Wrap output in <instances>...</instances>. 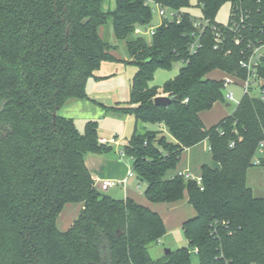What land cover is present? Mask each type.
<instances>
[{
    "label": "trees",
    "instance_id": "1",
    "mask_svg": "<svg viewBox=\"0 0 264 264\" xmlns=\"http://www.w3.org/2000/svg\"><path fill=\"white\" fill-rule=\"evenodd\" d=\"M147 1L114 0V10L104 11L103 0H0V264H193L194 249L196 264H264V195L246 184L264 140V101L243 94L233 112L208 129L199 117L224 98L223 80L209 78L211 71L245 77L238 62L249 55V44L264 42V0H196L210 24L194 53L189 46L199 29L186 12L190 0H152L174 16L163 19L148 42L128 39L151 23ZM226 3L244 16L237 35L215 22ZM108 20L137 67L129 100L107 107L134 116L122 150L145 183L148 202H177L186 192L194 212L182 223L187 245L157 259L148 249L166 234L161 216L97 189L85 159L110 146L98 143L95 121L81 133L61 114L87 98L86 82L101 62L115 59L114 47L98 34ZM212 27L222 39L216 49ZM177 61L182 67L161 92L150 86L156 69ZM258 76L264 78V61ZM158 96L171 103L155 106ZM148 124L163 130H147ZM204 140L219 167L203 165L200 184L169 177L182 152ZM66 204L81 210L60 231L56 220Z\"/></svg>",
    "mask_w": 264,
    "mask_h": 264
},
{
    "label": "rangeland",
    "instance_id": "2",
    "mask_svg": "<svg viewBox=\"0 0 264 264\" xmlns=\"http://www.w3.org/2000/svg\"><path fill=\"white\" fill-rule=\"evenodd\" d=\"M191 6L187 9V13L195 20L202 18L201 11L196 5V0H190ZM115 8L114 0H103L102 9L104 11H113ZM231 11L230 3L224 4L215 15V22L225 25L228 22ZM167 19H169L167 17ZM161 17L157 12H152V20L146 27L140 26L141 32L145 28L157 27L161 23ZM98 34L102 40L114 47L111 54L115 57L114 60H104L101 62L99 68L94 75L89 77L86 86V97L82 100L69 104V106L61 110V114L73 120L76 129L79 132H84L85 125L88 121H95L97 123V137L109 139L114 134L121 137L123 145L129 140L133 133L135 119L132 114L110 111L107 107L115 105H124L130 98V81L135 74L137 67L130 63L125 40H118L113 32L111 20H108L105 25L98 29ZM128 39H141L148 42L150 38L145 35L131 34ZM182 67V63L172 62L168 69L158 68L153 74L150 81V86H155L161 92V87L168 80L173 79ZM209 76L217 80H226L230 82L226 84L223 91L224 98L222 101L216 102L208 110L200 112V117L205 125V128H210L211 125L221 120L223 116L230 115L236 108L237 104L243 96V89L241 81L231 77L219 70H213ZM231 92L233 99L225 98V94ZM254 94H256L254 92ZM147 130H158L160 126L144 125ZM139 127V125H138ZM141 127V126H140ZM140 130V129H139ZM142 130V129H141ZM163 130V129H160ZM166 136L167 133L164 131ZM169 137V136H168ZM120 147L110 146L107 151L100 153H89L86 156V164L89 171L97 175L98 180L111 179L120 180L128 171L132 169V161L126 154L123 157L119 156L122 150ZM261 167V166H258ZM257 176L254 179L258 182H263L264 168H258ZM248 176L252 179L250 173ZM249 178V179H250ZM131 181V184H130ZM129 184L124 189L122 186H116L103 192L104 195L113 198L121 199L122 195L129 194L133 201L152 208L151 210L159 213L164 225L166 234L159 243H155L149 247L148 252L152 259L161 258L164 255V250L169 249L174 251L183 248L187 245V240L182 231V222L187 219L193 210L187 202V194L184 192L181 200L173 203H150L143 194L145 183L140 181L134 174ZM255 193V192H254ZM256 195V194H254ZM81 210V204H66L62 212L58 215L56 226L60 231H66L72 222L77 218ZM191 252V251H190ZM191 261L193 264L198 262L194 251L191 252Z\"/></svg>",
    "mask_w": 264,
    "mask_h": 264
},
{
    "label": "built area",
    "instance_id": "3",
    "mask_svg": "<svg viewBox=\"0 0 264 264\" xmlns=\"http://www.w3.org/2000/svg\"><path fill=\"white\" fill-rule=\"evenodd\" d=\"M147 5L151 8L152 12H157L158 15L161 17V20L167 19V17L170 19L174 15L170 10H167L164 7H161L159 4L153 2L152 0L147 1ZM193 18V17H192ZM243 14L240 12H236L232 7L231 11L229 14L228 22L226 24H229V26H226L230 31L233 33H236L235 35L239 34V28L240 25L243 24ZM194 19V18H193ZM194 26L197 27L198 33L197 35H193V41L190 43L189 46V52L194 53L197 48H199V37L201 36L202 31L204 28L210 24L209 20H206L204 18H200L199 20L194 19ZM159 26V25H158ZM157 26V27H158ZM140 26L136 27L133 31V35H145L151 38L154 33L155 29L150 28L144 30V32H141V29L139 28ZM264 27V25H263ZM212 31L214 32V48H218L219 45L222 43V39L219 36V31L215 28L212 27ZM234 43L235 45H239L240 39L235 37L234 38ZM248 49L250 51L249 55H245L242 59L239 60L238 65L241 69L244 70L245 72V77L244 78H239L237 76L230 75L231 77H234L236 79H239L241 81V87L243 89V94L246 95H252L254 92L259 95L260 99L264 101V89L262 88L264 86V78H260L258 76V70L261 67L263 61H264V42H256L248 45ZM230 82H227L226 80L223 81L224 84V89L226 84H229ZM225 98L232 100L233 95L231 92H228L225 94ZM98 143L100 145H105V146H119L116 137H112L109 139L105 138H98ZM233 142L230 143V147H232ZM120 157H123L125 153L123 150H121L119 153ZM264 154V140L260 142L259 146V155ZM260 159L257 157L253 161V166H260ZM174 176H180L184 177L185 179H190L195 181L197 184H200L201 182V176L200 175H193L191 172H180L177 173ZM134 177V171L131 169L130 171L127 172V174L120 180H111V179H105V180H98V179H93L94 184L97 187V189L100 192H105L109 190L110 188H115L116 186H122L124 189L127 187V184H129V181L131 178ZM194 253H197V250H193Z\"/></svg>",
    "mask_w": 264,
    "mask_h": 264
},
{
    "label": "crops",
    "instance_id": "4",
    "mask_svg": "<svg viewBox=\"0 0 264 264\" xmlns=\"http://www.w3.org/2000/svg\"><path fill=\"white\" fill-rule=\"evenodd\" d=\"M208 77L211 79H215V78L210 77L209 75H208ZM199 117H200V114H199ZM224 117H226V116H223L221 119H223ZM200 119H201V117H200ZM201 121H202V119H201ZM219 121L220 120H218V122ZM202 123H203V121H202ZM213 125H211V126H213ZM134 126H135V124H134ZM133 130H134V128H133ZM113 137H116L117 142L119 144V146L115 145V147H120L121 145L123 147V140L124 139H121V137L118 138V134H114ZM261 157H264V154L258 155L259 159H261ZM85 164H86V159H85ZM203 165H206L212 169H217L219 167L218 164L212 160V157H211L209 150H208V144H207L206 140L198 143L197 145H195L191 148L185 149L180 156V160H179L178 164L176 165V168L173 171L168 172V176L169 177L174 176L177 173L187 172V171L191 172L193 175L197 176V175H200V169ZM86 167L88 169L87 164H86ZM258 168L263 169L264 167L254 166V167L248 169L247 176H246V184L248 187L251 188L253 193L255 192L254 194H256V196H263L264 195V180H263V182L262 181L258 182L253 177V175L257 176L256 172L259 170ZM88 171H89V169H88ZM89 172H90L93 179H97V175L93 174L91 171H89ZM249 173H250L252 179L248 176ZM261 174H263V179H264V173L261 172ZM130 184H131V181H130ZM125 198L133 199L132 197H130V195L128 193L125 194V196L122 195L121 199H125ZM193 214H194V212L189 217L193 216Z\"/></svg>",
    "mask_w": 264,
    "mask_h": 264
},
{
    "label": "water",
    "instance_id": "5",
    "mask_svg": "<svg viewBox=\"0 0 264 264\" xmlns=\"http://www.w3.org/2000/svg\"><path fill=\"white\" fill-rule=\"evenodd\" d=\"M153 102L155 106L167 107L171 103V99L167 96H158L154 98ZM52 118L54 122L55 113L52 114ZM169 252V249L164 250V254H168Z\"/></svg>",
    "mask_w": 264,
    "mask_h": 264
}]
</instances>
